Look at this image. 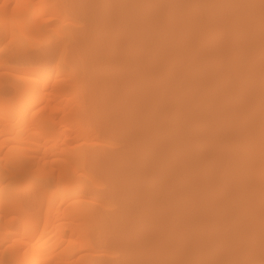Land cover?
I'll use <instances>...</instances> for the list:
<instances>
[{
    "label": "bare ground",
    "instance_id": "bare-ground-1",
    "mask_svg": "<svg viewBox=\"0 0 264 264\" xmlns=\"http://www.w3.org/2000/svg\"><path fill=\"white\" fill-rule=\"evenodd\" d=\"M55 2L0 0V264H264V0Z\"/></svg>",
    "mask_w": 264,
    "mask_h": 264
},
{
    "label": "rangeland",
    "instance_id": "rangeland-1",
    "mask_svg": "<svg viewBox=\"0 0 264 264\" xmlns=\"http://www.w3.org/2000/svg\"><path fill=\"white\" fill-rule=\"evenodd\" d=\"M18 1H20V0H18ZM37 1H39V3L40 2H47V1H50V3L52 4V2H55V3H58V1L59 0H37ZM52 1V2H51ZM54 3V4H55ZM75 4H76V1L74 2ZM73 3V4H74ZM61 14H63V12L61 13ZM67 14L68 13H65L64 12V15H66L67 16ZM63 15V16H64ZM71 15L73 16V14L71 13ZM70 14H69V18H71L72 16H71ZM62 16V17H63ZM71 16V17H70ZM78 17V16H77ZM77 17H75V15L73 16V18H71L70 20H68L67 22H69V23H71V25L69 24V23H67V22H65V23H67V24H69L71 27H77V25H78V27L80 26V24H85L84 22H82L84 19L82 18V16L80 17V15H79V17L77 18ZM68 18V17H67ZM67 18L65 19V20H67ZM81 19H82V21H81ZM55 21H57V20H55ZM81 22V23H80ZM56 23H58V21L57 22H55L54 24H53V22H52V26H51V24H50V29H53V28H57V26L59 25V23L58 24H56ZM76 23V25H74ZM80 23V24H79ZM67 24L65 25V26H67ZM72 25H74V26H72ZM79 28H81V27H79ZM46 29H49V28H46ZM64 29V28H63ZM53 30H55V29H53ZM51 31V30H50ZM49 31V32H50ZM45 32H46V30H45ZM49 32H46V34L47 33H49ZM44 33V32H43ZM45 35V34H44ZM44 35H42V36H40L37 40V43H38V45H41V46H45L46 44H48L49 43V41L52 39L51 37H53L52 35H50L49 36V38H47L46 36V38H43L44 37ZM40 38H42V39H40ZM101 68L103 67V66H100ZM21 68H22V66H21ZM23 68H25V66L23 67ZM96 68H97V66H96ZM103 69V68H102ZM69 97H72V95L71 96H69ZM77 107V106H76ZM88 107L90 108V105H88L87 104V106H85V111L86 112H88L89 113V111H88ZM94 137H96V136H94ZM117 137V136H116ZM115 137V138H116ZM98 140H99V138H97ZM117 139V138H116ZM101 140V139H100ZM99 140V141H100ZM75 143H82V139H79V140H76V141H74L73 143H72V145H75ZM97 147H99V146H97ZM84 147H82L81 148V152H83L84 150ZM105 149V148H104ZM106 150V149H105ZM108 151H110L109 149H107ZM72 157H73V155H71V154H59L58 156H57V159L58 160H55V161H53V163H52V165H51V167L54 169V168H57V166L58 167H65V168H67L68 169V172H72L74 169H76V172H77V174H82L83 175V177L82 178H80L81 179V181H85L86 180V178H84V176L86 175V173H88V174H90V170H89V167L88 166H86V168H79L80 166H82V165H84V163L86 162L85 161V159L84 158H82V157H79L78 159H72ZM99 185H101V187L103 186V184L105 185L106 184V182H104V180L102 179V178H99ZM91 187H93L91 190L92 191H94L95 190V192L98 190V189H95L94 188V186H91ZM101 190H99L98 192H100ZM94 198H93V195H87V196H85V195H78V196H75L74 198H72V202H74L75 204V206L76 205H86V204H83V202L84 201H92ZM82 224V222H78V225H81ZM78 227V226H77ZM75 237H78V240H79V242H83L84 240H85V236L84 235H80V236H75ZM66 244H63V247L65 246ZM126 247V246H125ZM129 247V246H128ZM131 247H133V246H131ZM135 247V246H134ZM58 248H61L60 246H58ZM130 248V247H129ZM106 250L107 251V256H95L94 257V259L93 260H95V262H92L91 264H103L102 263V261H118L119 260V258H122L121 257V255H122V253H124L125 252V248L124 247H121V246H119L118 244H116V242L115 241H111V242H108V243H106V244H103V245H101L100 247H99V249L98 250H95V251H92L91 253H97V251H99V250ZM132 249V248H131ZM130 249V250H131ZM191 249H194V251H202V250H204V245H203V243L201 244H199V245H196V246H192V248ZM127 250V249H126ZM88 252H90V250H88V251H86L85 253H88ZM127 252V251H126ZM130 252H132V251H130ZM82 254V252H77V253H74V255L72 256L73 258H77L79 255H81ZM125 254V253H124Z\"/></svg>",
    "mask_w": 264,
    "mask_h": 264
}]
</instances>
